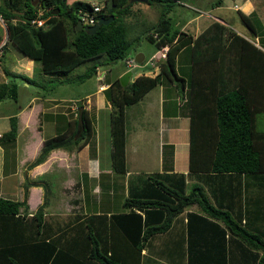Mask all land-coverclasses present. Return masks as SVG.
Instances as JSON below:
<instances>
[{
    "label": "trees",
    "instance_id": "16d2710c",
    "mask_svg": "<svg viewBox=\"0 0 264 264\" xmlns=\"http://www.w3.org/2000/svg\"><path fill=\"white\" fill-rule=\"evenodd\" d=\"M150 1L164 2V8L170 11L175 3H183L184 0L147 2ZM132 3L131 0H105L95 17L98 19L101 16L113 15V19L100 24L92 33L75 29V24L80 19L78 9H91L92 4H96L85 0H0V16L6 23L8 40L23 55L39 61L44 74L58 75L71 71L88 59L102 55L110 60L127 57L132 41L126 37L122 16L130 11ZM56 8L59 10L53 12ZM39 9H42L41 16L45 18V24L38 26L30 20L37 15ZM167 11L163 12L165 16H162L154 29L148 31L145 36L155 41L159 47L168 45L166 56L158 63L159 70L156 74L140 73L126 85L121 83L119 77H115L109 80L108 86L104 88V95L111 103L109 127L112 169L119 172L126 170V106L137 102L160 83L177 81L181 91L186 81V91L179 95V101L180 104L185 102L191 112L189 171L207 173L213 178L243 174L247 181L258 180V184L263 186L264 125L258 119L264 114V51L255 49L253 63L250 60L238 62L239 70L252 68L253 75H245L239 71L240 76L234 78V75H228V78H218L220 80L217 84L214 81L215 76L210 77L204 83L209 95L201 98L197 89V74L219 70L223 76L225 71L234 70L237 65L227 63L229 56L219 53L220 48L224 46V25L217 21L212 22L193 37L178 28L174 29ZM239 14L243 22L255 31L249 21L250 17L241 10ZM228 35L244 40L232 30ZM140 38L141 36H137L135 41ZM185 46H188L191 54V65L189 64L185 71L186 78L179 75L176 59L180 49ZM229 46L230 44L227 48ZM205 61L208 63L202 66ZM2 68L8 79L0 80V100L17 98V77L21 76L23 80L37 84V81L25 74L12 73L5 66ZM96 69L97 63H93L75 78L83 80L95 74ZM64 80L67 79L60 78L58 82ZM201 105L206 107V110L200 112V115L207 118H210L208 114L212 117L214 115L217 120L214 125L217 126L215 138H211L204 131L209 128L208 123L195 125V113ZM82 118L84 129L78 135L77 113V116L69 121L67 130L44 139L40 153L32 163L42 161L48 152L55 148H80L92 134L85 108L82 109ZM16 134L17 116L13 114L9 118L8 130L1 134L2 140L14 139ZM147 179L145 187H139L135 193L123 199L122 206L127 210L111 213L109 217L106 213L89 216L49 240H46L42 231L45 225V200L28 217L27 186L21 200L0 196V264H141L142 249L152 236L168 231L174 217L192 204H196L200 211L187 212V264H226L228 244L233 246L234 237L237 241L231 252L234 248H241L243 260H255V264H264V237L256 231V222L264 220V201L258 204L262 211L256 205L259 210L257 211L255 205L245 196L241 208L237 211L238 215L235 216L233 199L225 203L210 189L214 195L212 198L200 183L188 189L183 173L168 175L156 171L149 173ZM235 193H239V190H234L232 197ZM255 216L258 217L257 220ZM95 218L101 220L96 225L91 224L90 220ZM193 218H200L207 223L211 233L213 227L218 233H210L204 240L191 238V225L196 223ZM78 228L85 229L84 237L73 235L80 232ZM4 230L11 231L6 233ZM261 231L264 235V229ZM69 235L70 237H67ZM59 238H65L67 248L79 250L62 251L56 244ZM219 241L222 246L225 241L227 251L224 248L222 252L216 249L205 251L216 248L214 245L217 246Z\"/></svg>",
    "mask_w": 264,
    "mask_h": 264
},
{
    "label": "crops",
    "instance_id": "0c3cea01",
    "mask_svg": "<svg viewBox=\"0 0 264 264\" xmlns=\"http://www.w3.org/2000/svg\"><path fill=\"white\" fill-rule=\"evenodd\" d=\"M195 1L198 4L199 1H201L200 4L204 3L203 0ZM222 3L223 0L214 2V5L211 3L206 9H201L200 13L183 18L182 21H173L170 18L174 29L178 28L193 37L212 22L217 21L224 25V46L220 48L221 51L219 53L229 56V59L226 60L227 63L231 65L232 63H237V65H235L234 70L228 69L225 71L223 76L220 75L219 70L212 72L203 71L202 69L203 72L197 74V78L199 77L197 89L199 94H201L199 95L201 98L208 94L204 83L210 77L215 76L214 81L217 84L220 80L218 78H228V75H234V78L240 76V72L245 73V75H253L252 68L239 70L238 62L250 60L253 63L255 49L264 51V0H239L238 2L234 0L228 5V7L236 10L238 14L239 10H241L250 17L249 21L255 31H252L243 22L240 14L237 19L252 31L254 35L252 39L240 30L241 27L239 25L235 24L238 23L235 18L233 20L235 23H233L231 15L221 10ZM235 4H237V7H235ZM131 6L138 13L142 11L141 14L149 13L148 11H150V5L147 1H133ZM193 7L194 9L201 8L195 5ZM139 9L140 11H138ZM212 12H219L220 14ZM201 15H206L208 19L205 20ZM138 17L139 15L133 14V18L136 21L139 20ZM201 20H203L202 25ZM180 24L181 26L177 27ZM231 30L242 36L244 40L232 38L228 35ZM9 41L7 36L2 33L0 45L4 50L8 51L10 44L14 45ZM228 44L230 46L227 48ZM187 49L189 59L187 54H182ZM13 56L18 68L15 71L29 76L32 73L34 60L17 52H14ZM231 57L234 59H231ZM134 59L139 63L146 60L143 52H139ZM176 59L178 73L184 76L180 60L184 61L185 65H187L186 61H189L191 65V54L188 46L180 49ZM206 63L208 62H203L202 66ZM2 65L0 64V80H7L8 78L3 73ZM127 67L124 66L118 70L115 77H119L128 69ZM150 72V70H147L142 73L150 74ZM138 74L140 73H137L135 77ZM131 75L132 72L129 81L133 79ZM103 76L101 80L104 79L105 87L108 86L109 80L115 78L109 77L108 73ZM15 80L18 82L19 96V88L25 80L23 82ZM37 86L34 82L25 81L23 87L28 89V91L24 89L27 95L23 100L19 101L20 99L17 98L13 101L10 99L0 101V196L21 200L24 197L25 186H27L28 217L45 200L43 209L45 225L43 230H41L46 240L56 237L71 225L80 222V220H85L89 216H98V214L106 213L107 217H109L111 213L127 210L122 206L123 199L135 193L139 187H145L148 174L156 171L168 175L183 173L186 177L187 187L188 185L192 187V185L200 183L208 192V196L212 198L214 195H212L210 189H213L219 196V200L225 203H229L233 199L235 208L233 213L235 212V216L238 215L237 211L241 208L245 196L251 200L250 202L256 208L258 206L259 210L262 211L260 209L261 206L258 204H260V201H264V185L260 186L257 182L258 180L247 181L243 174L236 177L217 176L213 178L207 173L189 171V116H191V112H189L185 102L180 104L179 101V95L186 91V81L181 91L177 81L160 83L151 88L137 101L138 103L146 100L149 104L146 106L147 109L141 108L138 111V121L133 125H126V170L124 172L112 169L110 130L109 135L106 136L105 149H102L100 128L96 127L95 115L98 114V110L101 108L109 110L110 108L103 99L105 97L103 89L98 87L94 91L98 94L94 98L95 101L93 100L96 103L94 110L91 111L93 103L91 100L93 98H88L86 103H79V99L65 97L64 94L60 96L58 94L51 95L40 92ZM154 89L157 90L152 92ZM137 103H134V105ZM80 105H83V108L87 110V117L90 121L92 134L89 139L80 148L52 149L42 161L32 163L40 153L44 139L67 130L69 121L76 116L75 112L78 113ZM198 108L195 113V125L202 126L208 123L209 128L207 130L204 129V131L211 138L213 136L215 138L217 133V126L214 127L217 123L215 116L213 115L212 117V115L208 114L210 118H207L200 115V112L205 111L206 107L201 105ZM154 111L156 116L152 115ZM13 114L17 116V134L14 139L2 140L1 134L8 130L9 118ZM258 120L263 123L264 114H261ZM55 184H57L58 188L51 195L50 188H56ZM236 189L239 190V193H235L232 197V193ZM258 208L257 211H259ZM190 210L200 211L196 204L188 206L174 217L171 228L168 231L152 236L145 248L142 249L141 264H187V212ZM254 218L257 220L258 217L255 216ZM99 220L95 218L90 220V223L96 225ZM193 220L196 223L191 225L190 237L193 239L198 237L204 240L211 233V230L208 229L209 226L200 218H193ZM242 221L244 220L242 219ZM213 228L214 230L211 234L215 235L218 232H216L215 227ZM77 230L80 232H75L73 235L78 237L85 236L84 228H78ZM4 231L9 233L11 230ZM67 237H70V235ZM232 241L233 246L236 245L237 240L235 237ZM223 243L222 246L219 241L217 246L214 245L216 248L205 249V251L216 249L222 252L223 248L227 251V244H225V241ZM56 244L62 251L79 250V248H67L65 238L62 240L59 238ZM233 246L231 243L228 244V260L226 259V264L256 263L255 260H243L241 248H234L233 252H231L230 250H232ZM198 259L199 257L197 256V262H199Z\"/></svg>",
    "mask_w": 264,
    "mask_h": 264
},
{
    "label": "rangeland",
    "instance_id": "374dc122",
    "mask_svg": "<svg viewBox=\"0 0 264 264\" xmlns=\"http://www.w3.org/2000/svg\"><path fill=\"white\" fill-rule=\"evenodd\" d=\"M71 1L72 0H70V1L68 0V2H71ZM85 1H89L91 3H96V4L101 5V6L105 2V0H85ZM216 1L217 0H203L204 3L200 4L201 1H199V4H198L195 0H184L183 3H175L172 6L170 11H167L164 8V2L161 3L158 1H150V2H148V4L150 5V9H149L150 11H148L149 13H144V14L143 13L141 14L142 11H140V9L138 10V11H140L138 13L131 6L130 11L122 16V20H123L124 25L126 27V37L132 41L130 52L128 53L127 57L135 58L139 52H143L145 55V59H146L144 62L137 63L136 66L131 67V70H132L131 78L134 79L135 75L137 73H142L143 71H147V70L151 71L150 72L151 75L156 74V72L159 70L158 63L160 62V60H162L166 56V51H165V55H162V56L160 55L161 51H159V46L157 44H155V41H151L145 37L148 31H152L154 29V26L158 22V20L162 16H165V14H163V12L167 11V16L169 18H172L173 21H176V20L182 21L183 18H188V17L194 16V15L200 13L202 11L201 9H206L207 7L210 6L211 3L214 5V2H216ZM233 1L234 0H223L221 10L231 15L233 23H235L233 21L235 18V20L238 22L235 24L239 25L241 27L240 30L243 31L245 34H247V36L249 38H251V39L254 38L252 31H250L247 28V26H245L243 24V22H241L237 19L239 16L238 12L236 10L228 7L230 2H233ZM236 1L238 2L239 0H236ZM193 5H195L197 7L200 6L201 8L200 9H194ZM212 13L220 14L219 12H212ZM133 14H135L136 16L139 15V17H138L139 20L136 21L135 18H133ZM201 17L205 18V20L208 19L206 17V15H201ZM202 23H203V20H201V25H202ZM175 25H176V23H175ZM180 26H181V24L178 25L177 27H180ZM0 32L7 36V26H6V23L1 16H0ZM137 36H141V38L138 41H135V38ZM14 52L21 54L20 51L15 47V45H12V44H10V49H8V51L4 50L2 48L0 64H3L4 66H6L12 73L23 75V73H21L19 71H15L18 68H17V62L15 61L14 56H13ZM182 54H187V57L189 59L188 49L186 51H184ZM127 57H125L124 59L110 60V59H107L105 55H102L98 58L88 59V60L78 64L71 71L64 73V74H58V75H56V74H54V75L44 74L40 68L39 61H34L32 73L29 74V76L31 78H33L35 81H37V85H38L37 88H38V91H40V92H45V93L51 94V95L58 94L60 96L61 95L63 96V94H64L65 97H73V98L79 99L78 100L79 103H83V102L86 103V100L88 98H90V99L93 98L91 100L93 102L91 111H93L94 110L93 108L95 107V104H96L94 102L95 101L94 98L97 97V94H98V93H95L94 91L96 90V88L99 87L98 85L104 81V79L99 80L97 78L98 74H101L103 76L106 73H108L109 77H115L118 70H120L124 66L125 67L127 66L125 64V59ZM155 60H158V61H155ZM99 62H102V63H99ZM180 62H181L180 66H181L183 73H184V76H185V71L189 67V61H186L187 65H185L184 61H182V60H180ZM93 63H97V69H96L95 74L93 73L92 75L84 78L83 80L75 78V76L77 74L84 72ZM3 65H2V67H3ZM5 77H7V76H5ZM20 77H17L16 79L20 82H23L24 80L21 79ZM58 77L66 78L67 80H64L63 82H58V80L60 79ZM105 81H106V79H105ZM23 83H25V81ZM23 83H22V86L19 88V91H20L19 96H18V92H17V98L20 99L19 101L23 100V98H25L27 95V93L24 92V89H26V88L23 87ZM26 90L28 91V89H26ZM103 90H104V88H103ZM156 90L157 89H154L152 92H155ZM5 99H10L12 101L16 100L14 98H5ZM103 99L106 101L107 106H110V104H111L110 101L106 97H103ZM2 100H4V99H2ZM146 102L147 101L144 100V101H140L138 103L135 102V103H137L136 105H134V103H133V104H129L126 106V108H125V119H126L125 120V128H126L127 124L133 125L136 121L139 120L137 117L139 114L138 111L141 110V108H146V106H148L149 103L148 102L146 103ZM108 113H109L108 109L101 108L100 110H98V114L95 115L96 121H97L96 127H99L100 132H101L102 149H105L106 139H107L106 136L109 135V130H110L109 121H108L109 120ZM75 115L77 116L76 112H75ZM152 115L156 116V112L154 111L152 113ZM140 116H142V115H140ZM75 117L71 118L70 121H72ZM262 124L264 125V123H262ZM72 149H74V148H72ZM55 187L56 188H53V187L50 188L51 189V195L58 188L57 184H55ZM188 187L190 188L189 185H188ZM194 208H196V207H194ZM256 225H258V228L256 231L260 232L261 236L264 237V235L261 231V229H264V220L257 221ZM179 255H182V254H179ZM181 263H182V260H181Z\"/></svg>",
    "mask_w": 264,
    "mask_h": 264
},
{
    "label": "built area",
    "instance_id": "2783aa9c",
    "mask_svg": "<svg viewBox=\"0 0 264 264\" xmlns=\"http://www.w3.org/2000/svg\"><path fill=\"white\" fill-rule=\"evenodd\" d=\"M101 5L98 4H92V8L88 9L85 7H80L78 9V14L80 15V19L82 20L83 23L85 24H94L97 19L95 17V13L101 9ZM235 7H237V4H235ZM42 13V9H39L37 11V15L35 17H33L30 21L32 24L35 25H44L45 24V18L41 16ZM168 45H162L161 47H159V51L160 55H165V51L167 50ZM164 48V49H163ZM1 52H2V46L0 45V57H1ZM125 63L128 66V69L132 66H136L137 65V61L134 58H129L127 57L125 59ZM97 78L99 80H101L103 78V76L101 74H98ZM106 84H104L103 82H101L99 84V88L103 89L105 87Z\"/></svg>",
    "mask_w": 264,
    "mask_h": 264
},
{
    "label": "water",
    "instance_id": "95a60500",
    "mask_svg": "<svg viewBox=\"0 0 264 264\" xmlns=\"http://www.w3.org/2000/svg\"><path fill=\"white\" fill-rule=\"evenodd\" d=\"M131 1H148V0H131ZM58 10L59 9L56 8L55 10H53V12H57ZM112 19H113V15L101 16L97 19V21L94 24H84L81 19H78L76 24H75V29H77V30L83 29L89 33H92L98 29L100 24L108 23ZM131 72H132L131 69H127L119 76V79L123 85H126L128 83ZM82 109H83V105H80L78 108L77 135L84 129V123H83V118H82Z\"/></svg>",
    "mask_w": 264,
    "mask_h": 264
},
{
    "label": "clouds",
    "instance_id": "9594fccd",
    "mask_svg": "<svg viewBox=\"0 0 264 264\" xmlns=\"http://www.w3.org/2000/svg\"><path fill=\"white\" fill-rule=\"evenodd\" d=\"M165 45H167V44H165ZM168 48V47H167Z\"/></svg>",
    "mask_w": 264,
    "mask_h": 264
}]
</instances>
